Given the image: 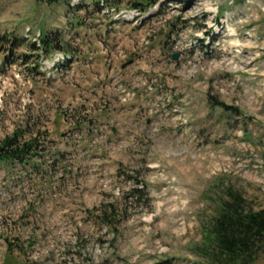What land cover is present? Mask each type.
Segmentation results:
<instances>
[{
    "label": "clouds",
    "instance_id": "obj_1",
    "mask_svg": "<svg viewBox=\"0 0 264 264\" xmlns=\"http://www.w3.org/2000/svg\"><path fill=\"white\" fill-rule=\"evenodd\" d=\"M0 264H264V0H0Z\"/></svg>",
    "mask_w": 264,
    "mask_h": 264
}]
</instances>
